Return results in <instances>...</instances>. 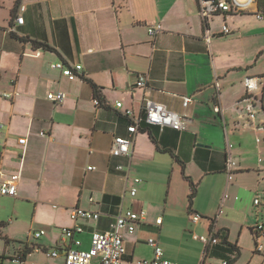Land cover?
<instances>
[{
    "label": "crops",
    "instance_id": "obj_1",
    "mask_svg": "<svg viewBox=\"0 0 264 264\" xmlns=\"http://www.w3.org/2000/svg\"><path fill=\"white\" fill-rule=\"evenodd\" d=\"M21 15L23 25L16 21ZM241 16L215 17L207 29L198 0H0V183L18 177L17 195H0V264H65L62 230L74 226L70 212L75 208L101 215L97 221H78L83 251L120 213L145 210L147 223L126 236V258L135 261L134 245L152 238L151 227L164 226V220L155 226L160 217L154 220L150 213H195L202 216L199 225L213 208L233 211L228 193L245 186L243 176L264 180V169L249 158L239 166L233 158V151L246 149L245 135L264 132V120H251L248 112L243 81L252 76L242 64H230L214 42L227 37L225 25L233 34L229 25ZM159 27L155 36L149 34ZM57 62L83 69L70 81L51 68ZM139 75L148 76L147 89L135 87ZM93 85L102 106L95 105ZM52 93L63 94V102L49 101ZM185 98L193 99L187 108ZM145 99L182 116L186 129L152 127L155 142L148 132H139L131 158L113 157L114 139L131 138V120L114 105L121 102L144 118ZM21 138L27 139L25 147L18 143ZM132 187L136 197L130 195ZM67 196L65 208L53 204ZM220 219L208 218L210 235L226 230ZM36 227L45 232L44 240L34 236ZM24 244L34 249L25 258ZM53 251L59 258L47 256ZM221 255L220 247L206 251L204 245L196 264L209 259L223 264ZM99 263L97 258L92 264Z\"/></svg>",
    "mask_w": 264,
    "mask_h": 264
},
{
    "label": "built area",
    "instance_id": "obj_2",
    "mask_svg": "<svg viewBox=\"0 0 264 264\" xmlns=\"http://www.w3.org/2000/svg\"><path fill=\"white\" fill-rule=\"evenodd\" d=\"M199 16L202 20L203 25L208 29L210 21L215 17L226 16V15H251L256 16L258 20H264V14L259 11L258 0H198ZM26 7L21 5L19 10L20 13L25 12ZM19 25H23L24 18L19 16L16 19ZM159 28H150L149 34L155 36ZM223 35H232L231 30L225 25L223 26ZM51 68L59 70L62 76L70 81H74L78 78L79 73L83 67L80 65H65L63 62L53 63ZM245 86L247 89L246 101L250 102L248 112L250 113L251 120H255L256 114L254 112L255 105L252 102L254 93L259 90H263L264 78L250 77L245 80ZM136 88L147 89L148 88V76L139 75L135 84ZM4 97L10 98V95L5 94ZM262 97V92L261 96ZM48 100L55 103H62L64 100L63 94H50ZM192 98L183 99V106L187 108L191 103ZM261 101V99H260ZM95 105L102 106L99 98H95ZM262 104V103H261ZM114 108L124 117L131 120V125L128 127V132L131 138L116 137L111 147V154L115 158H131L132 157V146L134 144L133 137L140 132V124L142 118L136 117L131 109H125L121 102H117ZM146 122L152 126H158L160 128H170L174 131H184L186 129V122L182 116L172 111H169L164 105L155 103L154 101L145 99L143 107ZM218 111V110H217ZM264 114V108L262 106ZM4 128L0 125V129ZM42 138L46 137L45 133H40ZM259 141V140H258ZM19 145L25 147L27 145V139L21 138L18 141ZM2 142L0 141V147ZM89 171L96 170L95 167H89ZM118 171H124L123 166L117 167ZM232 175V170H229ZM231 177V176H230ZM17 181L18 177L14 176L9 180L0 183V195L15 197L17 195ZM141 181L135 179L134 183L139 184ZM132 197H136L138 190L132 187L129 191ZM91 202L93 200L91 199ZM254 205L260 208L264 212V198L258 197L254 201ZM101 217L100 213L92 212L82 208H75L70 212V220L74 224L72 227H67L62 230L64 243L66 249L65 264H92L97 258L100 259L99 264H179L176 262L168 261L164 258V251L160 247L158 240L155 237L149 238L147 244L153 248L154 256L150 261H129L127 260V246L126 236H133L136 233L137 226L147 223V212L145 210L140 211H127L120 213L115 220L110 224L108 231L103 233H94L91 238V247L88 251L81 250L82 242L78 238L83 233V228L77 225L78 221H97ZM202 219L199 214L191 215V221L197 224ZM162 225V219L156 220L155 226L160 227ZM254 231L258 236V240L264 235V220H262L255 228ZM45 232L34 233L36 238H40ZM194 240L200 241L205 245L206 251L210 245H216L219 240L213 235L210 238H198L194 236ZM261 247L258 248L260 252ZM48 257L59 258L57 251L47 252ZM223 264H228L224 261Z\"/></svg>",
    "mask_w": 264,
    "mask_h": 264
},
{
    "label": "rangeland",
    "instance_id": "obj_3",
    "mask_svg": "<svg viewBox=\"0 0 264 264\" xmlns=\"http://www.w3.org/2000/svg\"><path fill=\"white\" fill-rule=\"evenodd\" d=\"M234 19L235 22L232 21L229 25L233 34L221 39L214 38V42L219 41V49L229 56L230 64H242L244 71L249 70L246 72L252 77L264 75V20L259 21L256 16L251 15ZM245 92L247 93V91ZM261 92L260 87L254 93L252 100L258 123L264 120L260 101ZM255 96L259 97L256 98ZM244 146L246 149L241 152L242 154L237 153V150L233 151V158L237 166L242 159L249 158L253 165L261 170L264 169V132L259 133L258 136L256 134L245 135ZM238 176V174L234 175L236 182L239 180ZM243 177L246 189L244 186L239 190V194L232 190L228 193L229 207H232L233 211L224 209L223 213H218L220 208H213L211 213H205L204 216L207 219H203L199 225L191 221L189 213H150L154 215V220L157 217L164 220V226L161 228L151 227L148 229V233L151 237H159L166 260L181 264H196V261L200 260L204 253V245L200 241L194 240V236L209 239L208 218L215 219L218 217L221 218L220 227L226 228L230 234V243L239 248L240 254L236 256L234 264H264V235L257 240L252 232L253 227L264 220V212L254 205L255 199L264 198V180H257L254 174ZM137 188L139 189V186ZM55 193L56 190H54V195ZM200 200L202 201L201 197L198 200L199 203ZM68 201H70L69 196L65 198V201L57 200L53 204L64 207ZM202 203L206 205L204 200ZM31 216L32 211L30 210L27 217L31 218ZM37 232H40L39 227L33 229V233ZM21 236L24 240L27 239V235ZM30 240H32L31 242H39L34 238H30ZM40 240H44V237ZM146 240L144 239L134 245L135 261L153 259L154 250L145 242ZM259 247L262 248L260 252L258 251ZM207 264H219V261L209 259Z\"/></svg>",
    "mask_w": 264,
    "mask_h": 264
},
{
    "label": "trees",
    "instance_id": "obj_4",
    "mask_svg": "<svg viewBox=\"0 0 264 264\" xmlns=\"http://www.w3.org/2000/svg\"><path fill=\"white\" fill-rule=\"evenodd\" d=\"M258 8H259V11H261L264 14V0H258ZM39 46H41L42 48H45V49L49 48L47 45H39ZM263 78H264V76H263ZM93 87H94V91H95V98H100L99 88L96 85H93ZM247 98L249 99L251 97L248 96ZM261 103H262V106L264 108V87L262 90ZM152 127H158V126L149 125L146 122V116H144V118H142V121L140 124V132H144V133L148 132L151 139L153 140V142H155V136L151 132ZM195 191H196V188L193 185L191 194L189 196L190 204H192V202H193ZM1 226H4V225H1ZM252 232L255 235V237H257V240H258V238L260 236H258V234L255 233L254 229H252ZM212 234L219 240V242L215 246L220 247L222 249V252H223V255H221L222 258H224V260L227 261L228 264H234L236 261V256H238L240 254V252H239V248L237 245L230 243L228 230H220L218 232H213ZM6 242H10V241L8 239H6ZM24 245H25V247H24L23 256H22L23 258H25L27 254H29L30 252H32L34 250V249H30L28 247V245H26V244H24ZM21 260H22V258H21Z\"/></svg>",
    "mask_w": 264,
    "mask_h": 264
}]
</instances>
